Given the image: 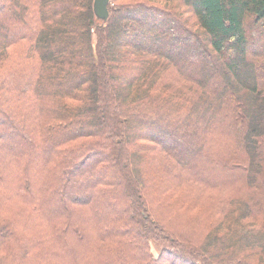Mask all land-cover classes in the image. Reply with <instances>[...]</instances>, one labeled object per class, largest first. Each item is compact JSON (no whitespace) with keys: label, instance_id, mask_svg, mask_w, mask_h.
<instances>
[{"label":"trees","instance_id":"16d2710c","mask_svg":"<svg viewBox=\"0 0 264 264\" xmlns=\"http://www.w3.org/2000/svg\"><path fill=\"white\" fill-rule=\"evenodd\" d=\"M111 1L0 0V264H264V0Z\"/></svg>","mask_w":264,"mask_h":264},{"label":"rangeland","instance_id":"374dc122","mask_svg":"<svg viewBox=\"0 0 264 264\" xmlns=\"http://www.w3.org/2000/svg\"><path fill=\"white\" fill-rule=\"evenodd\" d=\"M121 1H128V0H119V2H121ZM153 1H156V0H148L147 2L151 4V3H153ZM110 4H112V1H110ZM171 30L172 31H169V34L170 33L176 34L177 32L180 31L179 26H177L175 24L171 26ZM163 44H165V43H163ZM179 64L184 65L186 67V69H188V70L191 69V67H189L188 63L185 64L182 61H180ZM121 74H122V76L128 75L126 71L121 72ZM2 118H3V116L0 114V119H2ZM163 128L165 129L166 134H168L166 136L165 141L167 143V146L170 149L179 151L181 153H187L191 150H194L198 146V140L193 138L192 135H187V133H184V132L181 133L180 131H177L176 128H174L172 125H170L169 127H166L164 125ZM144 133L149 134L150 129H146ZM11 139H12L11 133L9 136L5 137V145L8 146L9 148H11V147L14 148L17 145L21 144L20 140L18 141V139H17V142L13 143L11 141ZM214 147H215V145H214ZM203 155L204 156L208 155V151H207V154H206V151L204 150L201 153H199L198 155H196L195 157H191L190 161H188V164L189 165L192 164V166L196 165L197 162L201 161ZM197 171H200V170L197 169ZM95 175H96V171H93L92 176H95ZM90 183H91V181L86 182V183H81L80 185L79 184H72L71 187L76 188L75 196L80 197L81 195H85L86 193H88L89 189H90ZM260 189L263 190L264 189L263 186H261Z\"/></svg>","mask_w":264,"mask_h":264},{"label":"water","instance_id":"95a60500","mask_svg":"<svg viewBox=\"0 0 264 264\" xmlns=\"http://www.w3.org/2000/svg\"><path fill=\"white\" fill-rule=\"evenodd\" d=\"M111 0H93V9L97 17L106 19L108 17V4Z\"/></svg>","mask_w":264,"mask_h":264}]
</instances>
